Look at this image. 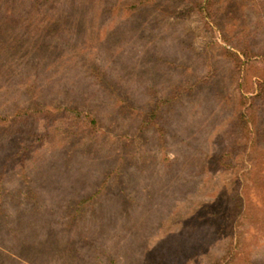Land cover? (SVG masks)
<instances>
[{
    "label": "rangeland",
    "instance_id": "374dc122",
    "mask_svg": "<svg viewBox=\"0 0 264 264\" xmlns=\"http://www.w3.org/2000/svg\"><path fill=\"white\" fill-rule=\"evenodd\" d=\"M33 12L0 17V264H264V0Z\"/></svg>",
    "mask_w": 264,
    "mask_h": 264
},
{
    "label": "trees",
    "instance_id": "16d2710c",
    "mask_svg": "<svg viewBox=\"0 0 264 264\" xmlns=\"http://www.w3.org/2000/svg\"><path fill=\"white\" fill-rule=\"evenodd\" d=\"M46 2H48V0H0V17H5L7 18V15L9 16L8 18L11 19L13 21H25V18H23V16L26 14L27 20H31L33 19V17L35 16V13L33 12V10L36 11V9L39 7H42V4H45ZM17 3L19 6H16V15H14V17L12 16V10H10V6L12 5L15 6L14 4ZM38 12V11H37ZM23 112H20L18 109L15 110V112L13 114H11L12 116L10 117H14V118H19V121L21 120H25L24 115H28L29 113V108H24L22 109ZM4 123L5 126H12L16 121L13 120H9L5 119L3 116L0 115V123ZM79 123L83 126H85L87 124V119L83 120L82 118H79ZM9 128V127H8ZM8 132H11V129L8 130ZM36 133V132H35ZM20 148V147H19Z\"/></svg>",
    "mask_w": 264,
    "mask_h": 264
}]
</instances>
